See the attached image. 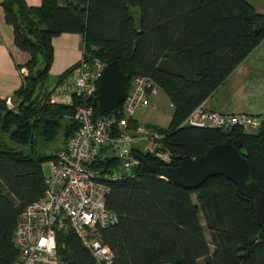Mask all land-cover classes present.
Here are the masks:
<instances>
[{
    "label": "trees",
    "instance_id": "16d2710c",
    "mask_svg": "<svg viewBox=\"0 0 264 264\" xmlns=\"http://www.w3.org/2000/svg\"><path fill=\"white\" fill-rule=\"evenodd\" d=\"M15 43L28 52V75L14 97L15 108L0 98V264H14L19 249L14 233L21 212L46 190L45 164L55 159L76 133L75 105L52 102L55 90L76 63L46 82L53 61L52 40L63 33L84 36V53L104 64L118 59L127 76H150L174 107L169 128L160 130L157 151L139 150L154 166H178L198 159L220 143H230L247 159L248 180L264 190V123L256 132L240 127L222 130L183 125L190 113L214 93L264 41V15L246 0H0ZM31 28L36 39L23 31ZM40 41V43H38ZM42 46V49H41ZM42 58V60L40 59ZM79 62V61H78ZM13 98V97H12ZM95 117H100L95 100ZM121 103L117 117L122 115ZM131 127L136 129L133 121ZM60 132L63 143L55 147ZM9 139V142H8ZM122 159L104 153L95 163L107 172ZM133 176L111 182L107 206L119 216L101 230L115 252L114 264H264V225L256 217L254 199L224 176L188 189L141 166ZM196 195L197 201H194ZM205 220L208 239L202 224ZM57 255L64 264H96L73 230L57 233Z\"/></svg>",
    "mask_w": 264,
    "mask_h": 264
},
{
    "label": "built area",
    "instance_id": "2783aa9c",
    "mask_svg": "<svg viewBox=\"0 0 264 264\" xmlns=\"http://www.w3.org/2000/svg\"><path fill=\"white\" fill-rule=\"evenodd\" d=\"M106 64L89 59L84 51L78 64L61 83L51 101L75 105L74 119L78 129L63 149L50 161L45 175L44 196L28 205L20 214L14 233L19 256L14 264H58L57 233L73 230L92 254L96 264H114L115 252L102 238L101 230L116 225L118 214L107 206L111 182L133 176L141 161L129 144L149 136L148 149L164 161L168 153L157 151L158 133L144 127H131L136 113L151 105V97L160 91L150 76L137 75L131 80L123 100L122 115L95 117L97 89ZM22 78L29 73L20 69ZM11 101V98L8 99ZM264 123L260 115L223 113L209 109L203 102L186 118L183 125L231 130L240 127L256 132ZM107 147L117 150L123 161L119 169L103 171L95 166Z\"/></svg>",
    "mask_w": 264,
    "mask_h": 264
},
{
    "label": "crops",
    "instance_id": "0c3cea01",
    "mask_svg": "<svg viewBox=\"0 0 264 264\" xmlns=\"http://www.w3.org/2000/svg\"><path fill=\"white\" fill-rule=\"evenodd\" d=\"M246 1L252 4L258 13L264 15V0ZM26 3L30 7H38L42 4V0H26ZM52 44L54 50L50 71L59 77L64 71L80 61L85 45L84 36L77 33H63L55 37ZM29 59L30 54L17 47L14 29L6 23L4 8L0 2V98H12L16 91L21 88L23 78L19 65L25 64ZM159 94L154 95L153 98L156 100ZM203 103L214 111L248 113L264 118V41ZM170 106L174 111L171 102ZM152 108L155 109V106L153 105ZM133 123L136 126L144 127L143 120L137 115ZM145 129L148 133H156ZM140 137L133 143L132 147L143 150L139 144L144 141L149 143L147 138L149 136ZM110 149L114 150L112 147H107L104 153H110ZM44 167L46 169V165Z\"/></svg>",
    "mask_w": 264,
    "mask_h": 264
},
{
    "label": "water",
    "instance_id": "95a60500",
    "mask_svg": "<svg viewBox=\"0 0 264 264\" xmlns=\"http://www.w3.org/2000/svg\"><path fill=\"white\" fill-rule=\"evenodd\" d=\"M23 31L30 39H36L31 28H24ZM126 83L127 76L118 59L106 64L97 89V103L101 114L118 112L125 97ZM134 156L141 161V168L145 173L155 174L188 189H197L214 176L226 177L242 194L254 199L257 220L264 225V190L256 181L248 180L247 159L234 145L217 144L202 157L184 159L178 166H154L143 155L134 153ZM156 264H182V260Z\"/></svg>",
    "mask_w": 264,
    "mask_h": 264
},
{
    "label": "rangeland",
    "instance_id": "374dc122",
    "mask_svg": "<svg viewBox=\"0 0 264 264\" xmlns=\"http://www.w3.org/2000/svg\"><path fill=\"white\" fill-rule=\"evenodd\" d=\"M42 60V58H40ZM57 75L55 73H52V71H50V74L48 76L47 82H46V87L47 91H52L54 90V86L56 84V79H57ZM59 92H57V89L54 92V95L56 96V94H58ZM159 97L155 100L153 98V96L151 97V105L147 106L145 108L140 109L136 115L138 118H140L141 120H143L144 122V128H147V130H151L152 132H156L159 133L160 130H165L167 128H169L170 125V121L173 115V109L170 106V101L167 98L166 94L160 90L159 92ZM20 99L19 98H11V101H8L7 99V106L9 108H15L18 106ZM153 105L155 106V109L152 108ZM75 116V115H74ZM0 135H2V137L4 139H7V135H4L0 132ZM62 136V132H60L59 137ZM9 142V139H8ZM63 143V136L55 142V147L58 145H61ZM132 144H129V147H132ZM143 150H148V146L149 143L147 141H144L143 143L139 144ZM57 148V147H56ZM110 153L111 154H117V150L115 151V149L111 150L110 149ZM46 165V171L47 173L50 172V164L49 162L45 164ZM194 197V201H197L196 195L193 196ZM202 224L204 226L205 229V233L207 238H210L209 235V231L206 227L205 224V220L202 218ZM58 264H64L60 257H58Z\"/></svg>",
    "mask_w": 264,
    "mask_h": 264
}]
</instances>
